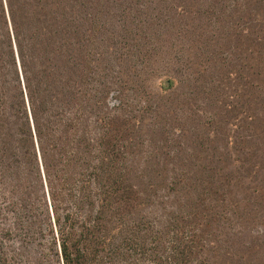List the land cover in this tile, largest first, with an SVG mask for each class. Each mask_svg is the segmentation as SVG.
I'll return each mask as SVG.
<instances>
[{"label":"rangeland","instance_id":"374dc122","mask_svg":"<svg viewBox=\"0 0 264 264\" xmlns=\"http://www.w3.org/2000/svg\"><path fill=\"white\" fill-rule=\"evenodd\" d=\"M79 14L144 214L190 230L186 264H264V0H81ZM8 240L21 262L40 252Z\"/></svg>","mask_w":264,"mask_h":264},{"label":"trees","instance_id":"16d2710c","mask_svg":"<svg viewBox=\"0 0 264 264\" xmlns=\"http://www.w3.org/2000/svg\"><path fill=\"white\" fill-rule=\"evenodd\" d=\"M80 6L0 0V264H186L190 230L144 214L116 116L100 113ZM7 240L40 252L21 262Z\"/></svg>","mask_w":264,"mask_h":264}]
</instances>
